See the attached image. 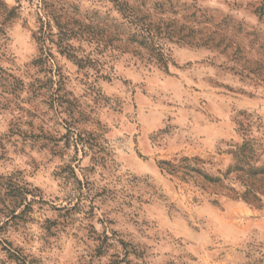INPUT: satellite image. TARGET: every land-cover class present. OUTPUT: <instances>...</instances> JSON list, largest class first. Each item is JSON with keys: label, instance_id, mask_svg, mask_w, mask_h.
Returning a JSON list of instances; mask_svg holds the SVG:
<instances>
[{"label": "rangeland", "instance_id": "obj_1", "mask_svg": "<svg viewBox=\"0 0 264 264\" xmlns=\"http://www.w3.org/2000/svg\"><path fill=\"white\" fill-rule=\"evenodd\" d=\"M0 264H264V0H0Z\"/></svg>", "mask_w": 264, "mask_h": 264}, {"label": "trees", "instance_id": "obj_2", "mask_svg": "<svg viewBox=\"0 0 264 264\" xmlns=\"http://www.w3.org/2000/svg\"><path fill=\"white\" fill-rule=\"evenodd\" d=\"M242 197L244 200L250 203H256L259 201L257 195L250 190L245 191Z\"/></svg>", "mask_w": 264, "mask_h": 264}]
</instances>
